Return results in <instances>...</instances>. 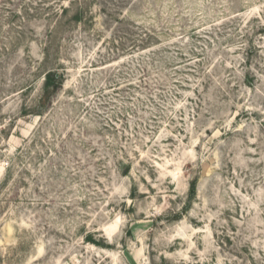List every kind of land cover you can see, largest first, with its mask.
Masks as SVG:
<instances>
[{
  "label": "rangeland",
  "instance_id": "1",
  "mask_svg": "<svg viewBox=\"0 0 264 264\" xmlns=\"http://www.w3.org/2000/svg\"><path fill=\"white\" fill-rule=\"evenodd\" d=\"M0 264H264V0H0Z\"/></svg>",
  "mask_w": 264,
  "mask_h": 264
},
{
  "label": "trees",
  "instance_id": "2",
  "mask_svg": "<svg viewBox=\"0 0 264 264\" xmlns=\"http://www.w3.org/2000/svg\"><path fill=\"white\" fill-rule=\"evenodd\" d=\"M251 48H253L254 50H256V48L254 47V46H251ZM53 75H52V72H49L47 75H46V77H45V80H46V84L47 85H50L51 84V82H52V77Z\"/></svg>",
  "mask_w": 264,
  "mask_h": 264
}]
</instances>
